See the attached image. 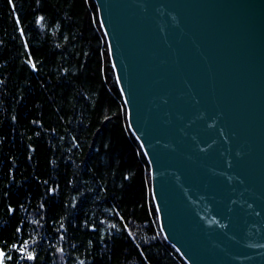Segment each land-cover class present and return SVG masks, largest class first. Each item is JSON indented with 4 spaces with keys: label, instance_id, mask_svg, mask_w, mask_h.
<instances>
[{
    "label": "trees",
    "instance_id": "1",
    "mask_svg": "<svg viewBox=\"0 0 264 264\" xmlns=\"http://www.w3.org/2000/svg\"><path fill=\"white\" fill-rule=\"evenodd\" d=\"M93 0H0V264H186L165 240Z\"/></svg>",
    "mask_w": 264,
    "mask_h": 264
},
{
    "label": "water",
    "instance_id": "2",
    "mask_svg": "<svg viewBox=\"0 0 264 264\" xmlns=\"http://www.w3.org/2000/svg\"><path fill=\"white\" fill-rule=\"evenodd\" d=\"M165 240L264 264V0H93Z\"/></svg>",
    "mask_w": 264,
    "mask_h": 264
},
{
    "label": "snow or ice",
    "instance_id": "3",
    "mask_svg": "<svg viewBox=\"0 0 264 264\" xmlns=\"http://www.w3.org/2000/svg\"><path fill=\"white\" fill-rule=\"evenodd\" d=\"M0 255H2V254H0Z\"/></svg>",
    "mask_w": 264,
    "mask_h": 264
}]
</instances>
